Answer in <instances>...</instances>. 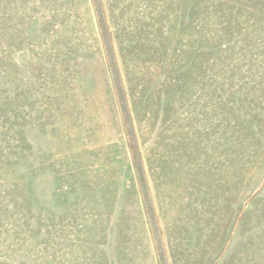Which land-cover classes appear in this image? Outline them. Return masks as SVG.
<instances>
[{
  "label": "rangeland",
  "instance_id": "1",
  "mask_svg": "<svg viewBox=\"0 0 264 264\" xmlns=\"http://www.w3.org/2000/svg\"><path fill=\"white\" fill-rule=\"evenodd\" d=\"M168 239L264 264V0H0V264Z\"/></svg>",
  "mask_w": 264,
  "mask_h": 264
},
{
  "label": "crops",
  "instance_id": "2",
  "mask_svg": "<svg viewBox=\"0 0 264 264\" xmlns=\"http://www.w3.org/2000/svg\"><path fill=\"white\" fill-rule=\"evenodd\" d=\"M194 242L193 240H187V239H168L166 240V244H165V247H166V253H167V256H166V259L165 261H161L160 264H178L176 263V261L179 262V264H193V263H197V264H207V256H208V253H212V249H210L207 253V244H202L201 246H206L205 247V254H206V258H202V260H199V261H191V260H187L189 259L187 257V254H191L193 253L192 252V249H186V248H194L193 246L194 245ZM212 243L211 244V247H213V243L214 242H210ZM169 248H173V249H169ZM183 248V249H181ZM198 248V246L196 247ZM194 253H199V250L196 249L194 251ZM169 256V257H168ZM212 256V254L210 255ZM182 258L183 261L179 260V258Z\"/></svg>",
  "mask_w": 264,
  "mask_h": 264
}]
</instances>
